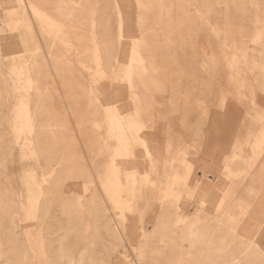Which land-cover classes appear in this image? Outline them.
<instances>
[{"label":"rangeland","instance_id":"374dc122","mask_svg":"<svg viewBox=\"0 0 264 264\" xmlns=\"http://www.w3.org/2000/svg\"><path fill=\"white\" fill-rule=\"evenodd\" d=\"M32 1L0 0V158L6 155L0 192L16 203L7 221L0 198V234L9 237L14 220L18 242L13 251L3 246L0 264H68L83 248H89L83 264H260L252 250L264 225V147L250 153L246 171L241 128L250 108L244 102L242 112L239 78L247 59L257 71L254 55L264 56V0H167V17L162 1L142 12L138 0H93L101 63L87 54H95L88 34L78 52L73 40L66 51L61 36L41 33L46 25L36 22ZM49 3L43 0L42 10ZM115 11L123 19L120 33ZM59 25L67 32L68 24ZM133 43L146 69L135 67L132 75ZM25 97L34 100L33 109ZM36 104L43 113L34 120ZM108 110L129 126L133 145L127 140L121 156L114 154L120 149ZM48 120L52 126L39 129ZM4 145L13 148L12 157ZM37 155L43 166L53 160L52 168L38 169ZM33 182L44 189L35 195L43 213L26 199L36 193ZM117 183L116 199L130 200L128 206H112L110 187ZM92 194L96 210L107 213L80 211L78 202L90 205ZM56 197L69 203V212H61ZM196 212L216 245H204L213 239L199 231L184 235L185 220ZM59 247L66 258H57Z\"/></svg>","mask_w":264,"mask_h":264},{"label":"crops","instance_id":"0c3cea01","mask_svg":"<svg viewBox=\"0 0 264 264\" xmlns=\"http://www.w3.org/2000/svg\"><path fill=\"white\" fill-rule=\"evenodd\" d=\"M180 26H181L180 24H175L174 25V33H178L179 31H181L180 30ZM167 47H169V46H167ZM253 60L255 61V65L258 67V70L257 71L256 70H251L248 66L252 62L249 59H247L246 62H245L246 63V67L244 66V68H242L243 69L242 70V75L239 78L240 97H241V101H242V112H243V108L246 107V105H244V102L249 103L248 105H249V108H250V111L247 112L246 115L242 114V128H241L242 142H243V148H244V152H243L244 156L242 155V159H243V165L246 167V171L249 169V167L252 164V156L250 155V153L251 154H256V152L261 151L263 149V147H264V56L254 55V59ZM156 67H157V65H156ZM125 72H126V67L122 71V76H123L124 81L127 82V79L125 77ZM145 86H147V84ZM87 94L90 95V91H88ZM33 98H35V96ZM23 99L28 100L30 105H31V109H33L34 100L31 101L29 98H26V97L23 98ZM88 99L91 100V97L89 96ZM255 109H257L259 112H262L263 116L262 117H256L254 115V110ZM42 113H43V111L40 110L38 108L37 104H36V108H35V111H34V120H35L37 115H41ZM49 126H52V124L50 123V120L46 121L43 124H40L39 125V129H43V128L47 129ZM114 135H116V134L114 133ZM127 139H128V142H129L130 146H132L133 143H131V142H133V141L131 139H129V138H127ZM34 145H35V143H34ZM119 147L120 146L118 144L117 148H119ZM12 151H13V148H12ZM130 151L132 152L131 147H130ZM149 156L151 158V155H149ZM4 159H5V153H3V156L0 158V162L3 163ZM46 159H48V158H46ZM37 160L38 161H36V166H37L38 169L39 168H43L44 166H45L46 169H48V167L52 168V164H50L51 163L50 161H53V160H50V159L46 160L45 161L46 164H44V166H43L44 162H42L40 160L39 155H37ZM59 160H61L63 162V160H65V158H60ZM111 163H112V161H111ZM115 166L116 165L113 166L114 168H112V166H111L110 169L114 170L115 168H117ZM150 171L154 172L153 169L150 170ZM1 173L3 174V172H1ZM174 177H176V176H174ZM148 179H149V177L145 176L144 180L146 182H147ZM118 180H119V178H118ZM152 183L153 184H151V185H154V181L153 180H152ZM148 184H150V183H148ZM118 187H119L118 183L115 186L112 184L111 187H110L109 195H110V198H111V203L113 202L112 203L113 208H115V206L117 207V205H120V204H121V206H126V205L128 206V202H130V200L123 202V201H119V200L116 199L117 192L119 191ZM41 188L43 189V187H41ZM93 197H94V195L92 194V197H91L92 200L90 199V205L89 206L87 205L88 207L84 206L83 209L85 208L86 210H88L87 212H88V214L90 216H92V215H94V213L96 214L98 212L99 213H105V212L107 213L109 211V209H106V208H102V209L96 210V208L94 207L95 201H94ZM34 198H35V196L34 197L33 196L32 197H26L27 200H33V202H32L33 203L32 204V211L34 210L35 212L43 213V211L40 210L39 205H38V204H40L39 200H36V198L35 199ZM56 199H57V197H56ZM3 201H4V203H3L2 208H3V210H4L5 214H6L5 215L6 216L5 219L7 221H9V216L10 215H9L8 206H11L13 203L14 204H16V203L15 202H13V203L5 202V199H3ZM56 201L59 203L58 206L61 209V212H66V211L69 212V208L70 207H69V203H67L66 200L58 198ZM92 203H93V205H92ZM62 205H64L65 207L62 206ZM66 208H68V209H66ZM91 209H93V211ZM94 209H95V211H94ZM120 215L122 216V214H120ZM192 215H193V219L192 220H185V225H184L185 226V233H184V235L185 236H195L197 231H199L201 233H204L207 236L212 237L211 234L205 233L204 229L198 224V222H197V220H198L197 219L198 218V212H196V213H194ZM261 216L264 219V209L260 208L259 217H261ZM189 222H194L195 225L187 230L186 225ZM13 224H14L13 225L14 228L13 227L11 228L8 224H7V228L10 231L12 230L13 233H14V230L17 227L15 222H14V220H13ZM161 226L162 225L158 223L157 225L153 226V228H155V230H158V228L161 227ZM88 227H89V225L87 224V228ZM112 227H113L114 230L117 231L118 224L116 223ZM1 229H2V224L0 223V230ZM13 233L7 238H5L4 236H2L0 234V260L5 257V252L3 250V246L4 245L8 246L9 250H11V251H13L18 245L17 239L13 237L14 236ZM139 235L140 236H145L146 235V231L144 230V228H140ZM212 239L213 240H210L212 243H206L204 245H206V246L207 245H216L217 240L215 239V237H212ZM60 240L62 241L63 239H60ZM60 240H58V243H59L58 245L59 246H61V244H62ZM90 241L91 240H86V243H87L88 247H90L93 244L92 241L91 242ZM189 242L192 243V244H196L197 243L196 240H193L192 242L189 241ZM255 242L256 243L254 244L253 250H252L255 253L254 258L255 259L258 258L260 260V264H264V225L262 226L261 231L257 235ZM83 249L85 250V252H87L89 248H86V249L83 248ZM58 251L60 252L59 255L57 256L58 259H62L64 257L66 258V255H64L62 257L63 253H61L62 251H61L60 247L58 248ZM69 257H72V256H69ZM189 258L197 260L196 259L197 256H195L193 258L190 256ZM209 258L210 257L207 256L203 260L208 261ZM84 259H85V257H84ZM235 262H237V261H235ZM196 264H201V263L198 262ZM212 264H214V263L212 262Z\"/></svg>","mask_w":264,"mask_h":264},{"label":"bare ground","instance_id":"6f19581e","mask_svg":"<svg viewBox=\"0 0 264 264\" xmlns=\"http://www.w3.org/2000/svg\"><path fill=\"white\" fill-rule=\"evenodd\" d=\"M152 1H156L158 3V6L160 4V2L162 1V9L166 11V14L165 16L167 17L168 16V12L166 10L168 6V2L167 0H138V3H139V9L143 12V11H146V9L149 10L150 8V5L152 3ZM176 1V0H175ZM43 0H33L32 2H29L28 3V6L29 8L31 9V12L32 14L34 15L35 17V20L38 24H45L46 26H41L43 28H41V33L45 34V36H49V38H52L53 39L55 38V36H61L60 39H62V48H65L66 51H68L70 49L71 46L73 45H70V40H73L75 42V45H79L78 47L82 48V46H80V40L83 38L82 36L85 34H88V36L91 37L90 41L92 42L93 40V45H92V52H95V54H89L90 51L87 53L88 55H92L90 56L91 57V62H93V60H98L100 63H101V60H102V57L99 56L98 54V48L96 49V38L94 37L95 36V32H94V28H95V24H99L98 22V19H97V3H93V0H80V2L77 4V5H74L71 0H57V1H51L50 0V3H49V6L48 8L44 11L42 10V7H40V5L42 4ZM76 2V1H75ZM115 2V1H114ZM175 3V2H174ZM27 4V3H26ZM175 5V4H174ZM194 10V9H193ZM176 11V10H175ZM140 13V11H139ZM115 14H116V17H117V27H118V30H119V33L121 32L122 28H123V19H122V15H121V12L120 11H115ZM163 15V14H162ZM201 15V14H200ZM70 19V21H67ZM66 21V22H65ZM162 21V20H161ZM206 23V21H205ZM49 26H48V25ZM59 24H68V29H67V32L66 29L67 27H64L62 28V25H59ZM146 24V22H145ZM208 24V23H207ZM25 29V28H24ZM69 30V31H68ZM157 30V29H156ZM70 33L72 35V38L71 37H68L67 36V33ZM161 32V31H160ZM212 32V30H211ZM28 33V32H27ZM42 34V35H43ZM47 34V35H46ZM55 34V36H53ZM122 34V33H121ZM170 34V33H169ZM47 36V37H48ZM99 36V35H98ZM169 38V37H168ZM59 41V40H58ZM60 41V43H61ZM82 41V40H81ZM89 41V42H90ZM83 42V41H82ZM90 42V43H91ZM61 43V44H62ZM95 43V44H94ZM138 43V42H137ZM137 43H133L132 45H130V50H129V63H128V66H127V70L129 72H131L135 67H138L135 68L136 70H141V71H145L146 69V66L144 65L145 62L143 61V58L141 57L140 53L137 51ZM121 44V43H120ZM76 46V51L78 52H81V50H78V48ZM90 47V46H89ZM83 48H84V54L85 53V49L88 48V45H83ZM91 48V47H90ZM64 50V49H63ZM74 51V49H72ZM89 50V48L87 49ZM86 50V52H87ZM97 51V52H96ZM73 53V52H72ZM149 53V52H148ZM152 53V52H151ZM74 54V53H73ZM98 54V55H97ZM89 57V56H88ZM93 58V59H92ZM90 59V58H89ZM78 60V58H77ZM116 60V59H115ZM58 61V60H57ZM79 61V60H78ZM142 61L144 63H142ZM153 61V60H152ZM97 62V61H96ZM154 62V61H153ZM53 63V62H52ZM84 63V62H83ZM54 64V63H53ZM79 64V63H78ZM52 65V64H51ZM56 65V64H55ZM85 65V64H84ZM83 65V66H84ZM96 65V64H95ZM102 65V64H101ZM150 65V64H149ZM57 66V65H56ZM55 66V67H56ZM82 66V67H83ZM86 66V65H85ZM87 67V66H86ZM56 69V68H53V70ZM97 69V68H95ZM134 69V70H135ZM52 70V69H51ZM98 70V69H97ZM96 70V72H97ZM135 70V71H136ZM143 73V72H141ZM139 72V71H138ZM138 72H135L134 75ZM148 74V72H145ZM144 73V74H145ZM143 74V75H144ZM129 75V74H128ZM132 75H133V71H132ZM142 75V76H143ZM138 78L139 76L136 75ZM146 77V76H145ZM149 77V76H148ZM128 78V77H127ZM143 78V77H141ZM130 79V78H129ZM135 79V78H134ZM146 80V79H145ZM129 81V80H128ZM141 81V80H140ZM148 81V80H147ZM27 82V81H26ZM139 82V80H138ZM142 82V81H141ZM143 83V82H142ZM129 84V83H127ZM158 84V83H157ZM131 85V84H129ZM145 85V83H144ZM27 89V88H26ZM135 94V93H134ZM133 94V96H134ZM90 96V95H89ZM1 97V96H0ZM137 99V98H136ZM134 100V98H133ZM136 101V100H134ZM39 102V101H38ZM37 102V103H38ZM139 102V100H138ZM138 102H137V106H138ZM136 104V103H134ZM35 108V107H34ZM27 110V109H26ZM225 111V110H224ZM223 111V112H224ZM106 113H108V115H111L112 112L114 113L110 120H109V124H110V130L114 131L116 133V138L119 142V148L120 149L118 152L115 153V156H121L123 153H121L120 151L124 148L127 147L128 143H127V136H126V130L128 129L129 126H127L125 120L121 119L120 117H118V115H115L117 114L114 110H108V111H105ZM255 116L256 117H262L263 116V113L262 112H259L257 109H255ZM136 115V114H135ZM140 115V114H139ZM212 115V114H211ZM210 116V115H209ZM137 118V117H136ZM209 119V118H208ZM28 120V119H27ZM30 121L32 122V120H30V117H29V121H27V123ZM210 121V120H209ZM33 123V122H32ZM22 124V123H21ZM20 124V125H21ZM25 124V123H24ZM34 125V124H33ZM31 127V126H29ZM50 127V126H49ZM26 130V129H25ZM32 130V129H31ZM142 128L141 127H137L135 128V131H136V136L139 137V134L141 132ZM28 131V130H27ZM20 132V130H19ZM33 132V131H32ZM129 133V131H128ZM130 134V133H129ZM131 139V138H130ZM243 143V142H242ZM6 147V153L8 156L12 157V149L10 147H8L7 145L5 146ZM30 147V146H29ZM6 156V155H5ZM114 156V157H115ZM12 160V159H11ZM115 159H113L114 161ZM36 161H37V158H36ZM10 166V165H9ZM9 168V167H8ZM7 168V169H8ZM0 171L3 172V176L5 175V161L3 163L0 162ZM54 171V170H53ZM0 172V175H2V173ZM6 176V175H5ZM96 183V182H95ZM33 184L35 185V188H36V193L33 194V192L29 193L27 195V197H34L35 195L37 197L39 196H42L44 195V192L42 193V190L40 189L41 186H38V184L34 183ZM30 188V187H29ZM0 198L2 199H6V195L2 192H0ZM94 199V198H93ZM92 200V198H91ZM9 203H12V202H9ZM78 207L80 210H84L83 209V205L80 204V202H78ZM113 203V202H112ZM67 204V203H66ZM37 205V204H36ZM93 205V203H92ZM64 206V205H62ZM61 206V207H62ZM89 206V205H88ZM87 206V207H88ZM65 207V206H64ZM70 207V206H69ZM9 209L13 212H15V209H16V204H12L11 206H9ZM68 209V208H66ZM70 209V208H69ZM93 211V209H91ZM90 210V211H91ZM88 211V210H87ZM95 211V209H94ZM12 212V213H13ZM104 212V211H103ZM106 213V212H105ZM14 214V213H13ZM92 215V214H91ZM95 215V213H94ZM93 216V215H92ZM11 226V225H9ZM12 228V227H11ZM87 228V227H86ZM209 237V236H208ZM61 239V238H60ZM61 241V240H60ZM91 242V241H90ZM192 242V241H191ZM197 242V241H196ZM195 242V243H196ZM61 243H63V240L61 241ZM93 243V242H92ZM59 244V243H58ZM90 245V244H89ZM62 253V252H61ZM85 254L86 252H84V250L81 249V251H79V253L77 254V256H72V257H67V261H68V264H83L82 262H84V257H85ZM64 255H62L63 257ZM193 258V257H192ZM201 258V257H200ZM74 259H77V260H74ZM27 260V258L25 257L24 258V261ZM73 260V261H72ZM199 260V259H197ZM88 261L90 262V259H88ZM234 261H237V260H234ZM198 263V262H197ZM212 264V263H211Z\"/></svg>","mask_w":264,"mask_h":264}]
</instances>
